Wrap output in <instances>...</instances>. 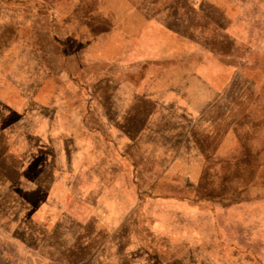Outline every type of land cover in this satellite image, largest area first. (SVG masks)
I'll list each match as a JSON object with an SVG mask.
<instances>
[{
  "label": "rangeland",
  "instance_id": "374dc122",
  "mask_svg": "<svg viewBox=\"0 0 264 264\" xmlns=\"http://www.w3.org/2000/svg\"><path fill=\"white\" fill-rule=\"evenodd\" d=\"M0 264H264V0H0Z\"/></svg>",
  "mask_w": 264,
  "mask_h": 264
}]
</instances>
